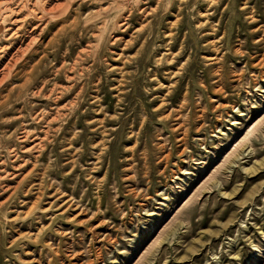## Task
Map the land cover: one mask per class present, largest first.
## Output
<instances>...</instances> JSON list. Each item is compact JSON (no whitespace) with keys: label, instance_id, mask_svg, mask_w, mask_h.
<instances>
[{"label":"rangeland","instance_id":"rangeland-1","mask_svg":"<svg viewBox=\"0 0 264 264\" xmlns=\"http://www.w3.org/2000/svg\"><path fill=\"white\" fill-rule=\"evenodd\" d=\"M0 264H264V0H0Z\"/></svg>","mask_w":264,"mask_h":264},{"label":"bare ground","instance_id":"bare-ground-1","mask_svg":"<svg viewBox=\"0 0 264 264\" xmlns=\"http://www.w3.org/2000/svg\"><path fill=\"white\" fill-rule=\"evenodd\" d=\"M5 77V76H4Z\"/></svg>","mask_w":264,"mask_h":264}]
</instances>
